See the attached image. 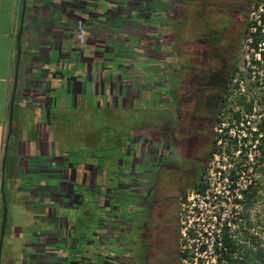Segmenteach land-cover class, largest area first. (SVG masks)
Here are the masks:
<instances>
[{
	"label": "rangeland",
	"instance_id": "obj_1",
	"mask_svg": "<svg viewBox=\"0 0 264 264\" xmlns=\"http://www.w3.org/2000/svg\"><path fill=\"white\" fill-rule=\"evenodd\" d=\"M94 0H83V5L86 3L89 5ZM109 7L115 6L116 11L119 15L127 20L125 25L118 26L117 30L120 31V35L124 38V43L127 44V54L125 56V63L127 68L125 73L133 79L134 82L125 80L123 82H118L114 80L110 83H100L98 82V75H96V82L101 85V93L107 89L111 88L109 95L111 96L112 104L105 101H102V105H98V100L96 96L82 97L81 99L85 101L84 103L75 97L72 99L71 106H67L65 111L64 119L62 118V123L59 127V131L54 133V140L59 146V151L64 153V166L65 171H68L70 174V179L66 178L67 189L69 185V190L71 191V197H66L64 194L59 199V204L61 207H55L50 205L48 211H44V208L36 203L34 206L29 207V243H33L35 238L33 234L35 232L41 233L47 231L48 234L54 232L55 230L67 229L68 235L75 240H80L81 245L77 246V251L83 252L85 249V242L92 240L93 243L97 246L98 256L91 257L94 261H97V264H104L107 261L109 255V246L106 238V207L98 208L95 203V199L99 196L100 191L94 190L91 187H83L81 184V178L79 173V168L87 166L95 167L99 164L107 165L108 170L114 169V162L117 159L115 157L117 143L120 141L123 148L129 149L133 152V157L131 162L135 165L139 163L141 155L146 153V156H149V152L152 149V145L149 143L157 140V136H154L152 133H147L146 128L149 126V117L150 113L148 110H151V114L154 118H159L161 116L160 110L162 106L168 104L172 105L171 99L167 96L157 97L156 103L158 106H153L151 102L153 101V94L150 90V82L147 78L145 68L146 65L153 68L157 73L161 74L164 78V81H160L157 85L167 86L168 74L172 69L171 75L173 84L178 86H185L186 88L192 89L195 84L198 85V90H204L205 92H211L212 85L207 83V81H212L214 78H211V74L206 73L205 70H202L205 59L200 57L191 56L189 63L193 65H201L199 70L197 69H187L182 65L180 58H175L171 51L169 50V45L172 43L173 37L175 36V41L173 43L176 45L178 52L186 50L188 52L196 53L198 47H200L202 37L201 33L206 35L204 31L205 25L214 22L213 17L201 19L200 14L203 12L200 11V7H203L204 4L215 3L218 0H167L169 3L175 5V12H171L170 15H174L175 23L173 26V33L170 32L169 36L166 33L160 32L149 27V24L146 23L145 27H138L135 23L129 22L132 20L129 18L128 14L130 10L121 0H105ZM200 2H202V6ZM165 1L160 0L158 2H146V5L138 6L139 12L143 13L148 8L149 9H165ZM105 6V3H102ZM146 6V7H145ZM156 6V7H155ZM256 7L254 1L251 4L245 21L249 22L250 13L252 8ZM93 11H95V6H93ZM143 9V12L141 10ZM181 11V12H180ZM169 15V14H168ZM176 15V16H175ZM183 17V18H180ZM146 17H148L146 15ZM129 19V20H128ZM224 19V18H223ZM217 21L214 25L220 26L224 25L227 22L224 20ZM124 21V20H123ZM164 23V22H163ZM179 23L181 26L179 28ZM226 26H230L227 25ZM113 30V28H112ZM242 30H244V24H242ZM175 33V34H174ZM111 30L105 32L106 36L111 35ZM203 34V35H204ZM242 35L238 41V68L240 67V62L243 59V41ZM132 40L134 42H132ZM79 41V40H78ZM173 45V44H172ZM233 52H231L229 61H234V53L237 50L235 46L237 44H232ZM131 49V50H130ZM132 50L136 51L133 53ZM61 53H65L64 50H61ZM85 61H92L89 58H86ZM66 79L70 77L68 72H64ZM185 74H187L185 76ZM136 75L135 78H133ZM130 78V79H131ZM236 79L242 80V86L239 89H234L230 91L228 99V110L226 117V125H228V119L231 118L232 111L238 110L234 104L238 98L245 97L246 103L252 102L253 111L252 118H250V126L256 124L259 120V115H264V83L263 80L259 84L252 83L247 75L241 78L237 75ZM67 81V80H66ZM196 82L195 84H193ZM81 83L84 84L83 81ZM235 83V82H234ZM98 85V84H97ZM136 87V90H133V87ZM84 91L88 93L90 91L89 85L85 83L83 87ZM143 93L141 97L140 93ZM106 93V92H105ZM189 95V94H188ZM186 95V96H188ZM183 90L177 92L178 99H182ZM147 101V103L142 102V108H138L133 111L130 110L131 106H138V102L133 101ZM184 99V98H183ZM121 103L122 108L117 104ZM240 110V108H239ZM32 111H29V125L34 122ZM247 116V117H251ZM246 116L243 115V119ZM212 125V120L208 121L206 127V134L202 138L203 146L200 150L199 155H202L209 148L210 138V128ZM213 137L216 138L217 134H220V129H223L221 126L212 125ZM224 131V130H223ZM140 132L141 135L138 136L140 140L136 143H132L135 140L134 134ZM142 132L144 134H142ZM147 134H146V133ZM223 133V132H222ZM156 135V134H155ZM130 136V137H129ZM130 145V146H129ZM129 147V148H128ZM133 147H136L135 149ZM145 151H149L148 153ZM107 157V158H104ZM179 160V169L184 168L185 161L182 159ZM204 162V160H203ZM237 162V161H236ZM228 161L222 159L219 156H214L206 163V174L204 180L208 183L210 192L214 191L221 192L219 195L222 196L223 193V183L221 179L219 180L217 171H227L228 170ZM238 163V162H237ZM90 170V168H89ZM88 172H91L89 171ZM127 172V170H125ZM91 175H89V181ZM256 181L258 182V198L251 208L250 216L256 227V231L261 232V236L264 237V172L254 174ZM107 180L113 182L114 185L117 184L116 175L107 173ZM33 181V179L31 180ZM162 191L164 196H170L172 200L171 208L169 214L172 216V223L176 229V249H177V264L179 263V253L183 250V247H188L190 244L189 241L185 240V237L182 235V229L185 225L190 223L195 226V229L204 230L211 227L212 217L214 211H216L217 202L213 200L210 196L207 202L201 201L198 199L195 194H192V190L185 189L184 193L186 196V202L180 200V192L178 191V186L180 181L178 177H170L165 174L162 177ZM32 183V182H31ZM46 186H52L51 181L46 180ZM96 184L98 182L96 181ZM173 184V185H172ZM120 183L118 186H121ZM177 186V189H176ZM106 191V190H105ZM103 192V200L106 201L105 195L106 192ZM78 195H81V201L77 198ZM221 201V198H220ZM216 207V208H213ZM194 212V213H192ZM39 217L33 219L34 215ZM55 231V232H56ZM95 233L99 234L98 241L95 242ZM58 235L56 239L58 240ZM204 237V236H201ZM36 259V258H35ZM35 259L30 258L29 264H36ZM85 264V263H83Z\"/></svg>",
	"mask_w": 264,
	"mask_h": 264
},
{
	"label": "trees",
	"instance_id": "obj_2",
	"mask_svg": "<svg viewBox=\"0 0 264 264\" xmlns=\"http://www.w3.org/2000/svg\"><path fill=\"white\" fill-rule=\"evenodd\" d=\"M89 5L86 3L83 5L82 11V36L81 43L76 41L75 47L73 49L72 40L69 39L60 46L58 53L62 55L65 59V71L69 73L70 77L74 73L80 72V76L77 77L76 81H78V85L75 87L71 85L70 90L74 97L78 98L80 102L84 103V100L81 99L84 97H92L96 96L98 100V105H102V101L107 100L108 104L111 103V96L109 92L111 88L107 87L103 93H101V85L98 83H110L114 80L118 82H123L125 80H129L131 83L134 82L131 77L127 73H125V69L127 65L125 63V56L127 54L126 49L127 44L124 43V38L119 34L120 31L117 30L118 26L125 25L127 20L124 17L118 14L114 5L109 7L105 0H94ZM125 6L128 7L130 13L128 14L129 22L135 23L138 27H145L146 23L149 24V27L159 30H163V33L171 35V31L173 33V26L175 23L174 15H170L171 12H175V7H171L169 5V1L164 0L165 9L156 10V9H145L146 11L143 13L139 12L138 6L146 5V2H158L159 0H121ZM260 0H254V5ZM105 3V6L102 4ZM93 6H95V11H93ZM146 7V6H145ZM156 7V6H155ZM181 12V11H180ZM161 14V15H159ZM169 14V15H168ZM146 15L148 17H146ZM176 16V15H175ZM180 18H183L180 16ZM124 20V21H123ZM164 22V23H163ZM244 30L242 32V38L245 37L250 23L246 21L243 22ZM181 23H179V28ZM113 28V30H112ZM181 29V28H180ZM107 30H111V35L106 36L105 32ZM175 34V33H174ZM175 41V36L173 37L172 43L169 45V50L171 54L176 58H180L182 65L187 69H197L199 70L201 65H193L189 63L190 57L194 56L195 53L188 52L186 50H182L180 52L177 51L176 45L173 43ZM262 41L255 36L253 46L256 48L257 45ZM132 42H134L132 40ZM173 44V45H172ZM61 50H64L65 53H61ZM131 50V49H130ZM133 53L136 51L132 50ZM86 58L91 59L92 61H85ZM261 59L264 62V51L261 52ZM63 60V59H62ZM238 60V59H237ZM235 61L234 68L230 72L228 79L226 78L222 81L217 82L214 81L216 76H211L214 78L210 84L212 85L211 92H205L204 90H198V85L195 84L192 89L186 88L181 85L176 87L173 84L172 80V69L168 74L167 86L157 85L160 81H164L161 74L157 73V71L151 68V65L144 67L147 75V78L150 82V90L153 94V101L148 102L153 106H158L156 103L157 97L167 96L171 99L172 105L168 104L166 106H162V108H158L160 110L161 116L159 118H154L151 114V110H146L150 113L149 117V126L146 128L147 133H153L156 136L157 127L159 126L160 121L171 120L173 121V117L175 116V112L173 110L174 106H179L177 92L183 90V98L181 99L182 109L186 111L187 118L192 120L194 123H201L198 126V129L194 131L195 134L199 135V143L196 145L191 139L188 137V132L186 129H181V133L183 135V142L179 144L189 158H193L188 161L193 170L188 173L176 172L174 169H161L159 170L158 179L163 183L162 177L167 174L170 177L177 176L180 184L178 188H181L180 191V200L182 202H186V196L184 193L185 189H191L192 192L198 196V199L202 201H206V191L208 189V183L204 180V176L206 174V163L209 162L211 158L214 156H219L222 159L228 161V170L227 171H218L221 175V178L234 180L237 178V173L246 167H242L247 160L246 152L247 150L242 146H238L237 139H231L228 136L229 128H232V124H238L242 119L243 115L249 116L252 114L253 106L252 102L246 103L245 97L238 98L236 103L234 104L238 107V110L232 111L231 118L228 119V126L224 128L223 133L217 134L216 138L213 137V129L212 125L221 126L222 124H226V115L228 110V99L229 94L232 88L239 89L238 83H234L239 75L243 78L246 74L239 72L238 70V61ZM191 62V61H190ZM258 64V63H257ZM96 75H98V82H96ZM187 74H185L186 76ZM135 78L136 75H133ZM74 77V76H73ZM131 78V79H130ZM81 81L84 82L81 83ZM72 82V81H71ZM88 84L90 91L86 93L83 89L84 85ZM98 84V85H97ZM133 90H136V87H133ZM106 92V93H105ZM141 97L143 93L141 92ZM189 94V95H188ZM188 95V96H186ZM144 97V96H143ZM186 98V99H185ZM75 99V98H74ZM138 102V106H131L130 110H138L142 108L144 111V106L142 107V102L147 103L142 99L141 101H133ZM147 103V104H148ZM122 108L121 103L117 104ZM71 108V104H68ZM240 108V110H239ZM260 118L258 122L255 124L256 131L253 133L252 141H256L255 152L256 155L254 157V165H253V173H263L264 172V115H259ZM212 120V125L210 128V144L209 148L206 152H204L201 156L204 162H197V152L200 153V150L203 146L202 138L206 134V127L208 125V121ZM146 133V132H145ZM146 133V134H147ZM138 136L141 135L140 132L134 134V142L130 141L131 144L136 143L140 140ZM142 134H144L142 132ZM130 137V136H129ZM163 140L164 138L162 136ZM247 139H242V142H246ZM117 149L115 150V157L117 159L114 162V169L108 170L107 165L99 164L95 166L97 168V179L98 182L97 188L98 191L103 193L107 188V173L115 174L117 177L118 184L122 183L127 177H133V174L141 173V169L136 164L134 165L131 160L133 157V150L123 148L120 141L117 143ZM151 145L158 146V141L154 140ZM130 146V145H129ZM129 148V147H128ZM134 149L136 147H133ZM239 152L238 156H235L234 153ZM107 158V157H104ZM143 159V155H141L140 160ZM171 161L173 167L179 168V160ZM238 163H237V162ZM168 161L162 159L160 164H167ZM127 170V172H125ZM258 182L254 179L253 183L244 191H242V200L237 201L241 205V211L237 215L235 219H232L230 225L228 226L224 223L220 229V233L214 235V241L212 245L213 250V262L211 264H264V237L261 236V232L256 231V227L252 221L250 216L251 208L253 204L256 202L258 198ZM99 194L100 196L102 194ZM187 239L194 240L195 235L192 232H188ZM219 244V246H218ZM196 245L192 244L190 249H186L184 253H179V264H194V255L193 251L195 250ZM207 250V246L202 244L197 251L199 253H203ZM192 252V253H191ZM186 261L187 263H184ZM195 264H205V261L202 259H197Z\"/></svg>",
	"mask_w": 264,
	"mask_h": 264
},
{
	"label": "crops",
	"instance_id": "obj_3",
	"mask_svg": "<svg viewBox=\"0 0 264 264\" xmlns=\"http://www.w3.org/2000/svg\"><path fill=\"white\" fill-rule=\"evenodd\" d=\"M82 9L83 0H0V232L3 199L6 208L0 264H29L30 258L50 263L47 231L35 232L29 243V207L39 203L46 212L52 204L63 205L64 153L53 140L75 98L70 87L79 84L76 75L81 74L66 79L65 58L58 50L69 39L73 49L76 41L80 45ZM19 31L21 54L9 125ZM29 111L34 119L30 125Z\"/></svg>",
	"mask_w": 264,
	"mask_h": 264
},
{
	"label": "flooded vegetation",
	"instance_id": "obj_4",
	"mask_svg": "<svg viewBox=\"0 0 264 264\" xmlns=\"http://www.w3.org/2000/svg\"><path fill=\"white\" fill-rule=\"evenodd\" d=\"M253 1L218 0L200 7V11L203 12L200 14L201 19L208 18V15L215 19L214 22L211 21L212 23L205 25L206 35L201 33L200 47L195 55L205 59L202 70L210 73L211 76H216L214 79L216 84L225 78L227 80L234 68V63L238 59V41L243 32L242 24ZM200 4L199 6H202V2ZM223 18L230 26L227 27L224 24L216 27L214 23ZM235 43L237 50L234 53V61L231 62L229 58L233 52L232 44ZM180 100H177L180 105L173 108L175 112L173 121H160L157 127L158 146L152 145V149L148 151L149 156L145 153L143 159L139 160L137 166L140 167L141 173L133 174L131 178L127 177L121 186H118V182L114 185L107 180L106 201L103 200L104 195H99L95 199L96 206L103 208L105 205L107 212L105 236L109 255L104 264H177L176 229L172 223L173 218L169 214L172 200L170 196L163 194L162 182L158 179L159 170L174 169L176 172L191 173L193 167L188 161L193 158L183 153L181 151L183 148L179 146L184 141L181 129L189 130V139L197 145L199 135L194 131L201 125L187 118L186 111L181 108L183 105ZM162 136L166 139L163 140ZM149 144L151 145V142ZM178 158L185 161L183 169L172 165L171 161L177 163ZM162 159L168 161L167 164H160ZM196 160L203 162L198 152ZM89 168L87 166L79 168L81 184L85 188L91 187L98 191L96 184L98 170L92 166ZM89 175H91L90 181ZM66 178L71 180L68 171H66ZM67 184L68 181L65 183L64 195L71 197L72 193L69 185L67 189ZM178 191L180 192L181 188H178ZM77 198L79 201L82 199L81 195ZM55 231L48 236L49 264H97V261L91 259L99 253L92 240L84 241L85 249L81 252L77 251V246L81 245L82 239L81 241L72 239L67 229ZM57 234L61 235H58V240ZM94 237L95 242L100 238L97 233ZM56 249L59 253H56Z\"/></svg>",
	"mask_w": 264,
	"mask_h": 264
},
{
	"label": "built area",
	"instance_id": "obj_5",
	"mask_svg": "<svg viewBox=\"0 0 264 264\" xmlns=\"http://www.w3.org/2000/svg\"><path fill=\"white\" fill-rule=\"evenodd\" d=\"M249 20L250 26L243 41L244 55L242 61L240 62V67L238 68V70L239 72L246 74L252 83L259 84L262 80L264 83V62L261 59V52L264 51V0H260L257 3L256 7L252 8ZM255 36L259 39H262V41L257 45L256 48L253 46ZM234 82L238 83V86L241 87L243 81L240 79H236ZM253 116H246V118L242 119L238 124L233 123L232 128H229L228 130V136L231 139L236 138L238 146H242L247 150V160L242 166L246 167V169H242L240 173H237V178L230 181H228V179L226 178L222 179L220 173L217 171L219 180L221 179V182L223 183V193L220 197L219 195L221 194V192H217L218 195H216L214 191H211L212 193L209 194L210 189L208 185V189L206 191V202L211 196L213 200L217 202L218 207L216 211L213 212L214 215L211 219V227L209 226L204 230L195 229L194 225L188 223L182 229V235L183 237H185V240L189 241L191 245H196V248L193 251V255L195 257L194 264L196 263L197 259L204 260L205 264H211L213 262L212 245L214 241V235H218L220 233V229L224 223L229 226L231 220L237 217V215L241 211V205L237 201L242 200V191L246 190L255 179L253 173V165L255 163V145L257 142L252 141V136L256 131V128L255 124L250 126L249 121ZM225 125L226 124H222L221 127L223 129L227 128L225 127ZM223 129H220L221 133L223 132ZM242 139H247V141L242 142ZM238 153L239 152L234 153L235 156H238ZM192 194L194 193L192 192ZM196 197L198 198V196ZM188 232H192L195 235L194 240L187 239ZM202 244L207 246V250L203 253H199L197 249ZM191 245H189L188 247H183V250L180 253H184L186 249H190ZM184 263L187 262L184 261Z\"/></svg>",
	"mask_w": 264,
	"mask_h": 264
},
{
	"label": "water",
	"instance_id": "obj_6",
	"mask_svg": "<svg viewBox=\"0 0 264 264\" xmlns=\"http://www.w3.org/2000/svg\"><path fill=\"white\" fill-rule=\"evenodd\" d=\"M24 1L25 0H23V2ZM19 38H20V31H19L18 40H17L16 68H15V75H14L13 92H12V97H11V102H10V117H9V123L10 124L9 125H11L13 100H14L15 91H16V87H17V70H18V64H19V59H20V54H21ZM5 219H6V208H5V203H4V199H3V214H2V225H1V232H0V252H1V242H2V237H3V231H4V227H5Z\"/></svg>",
	"mask_w": 264,
	"mask_h": 264
}]
</instances>
